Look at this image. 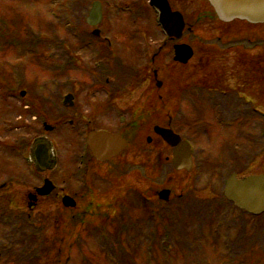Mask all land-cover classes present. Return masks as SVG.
Instances as JSON below:
<instances>
[{"label":"rangeland","instance_id":"374dc122","mask_svg":"<svg viewBox=\"0 0 264 264\" xmlns=\"http://www.w3.org/2000/svg\"><path fill=\"white\" fill-rule=\"evenodd\" d=\"M92 1L103 3L104 21H102L103 25L100 31L102 38L108 30V23L105 20L108 17L106 13L111 17L110 19L115 21L112 24V30L116 35L113 37L114 54L111 55L112 59L114 62L124 59L126 66L132 65L133 55L129 50L131 45L130 33L127 38H121L119 31L145 32L148 30L156 32L157 30L151 11L145 13V18H149L148 21H140L136 25L128 23L123 25V22H121L122 20H127L125 15H128V13L122 12L124 4L128 3L130 6H136L139 0H0V96L6 95V99L2 98V102H0V250L5 253L8 238L12 236L16 242L20 236V243L23 244L26 255L33 252V250H27L28 244H39L42 246V252L47 259L46 264H63V260L67 255L71 256L68 264L110 263L99 254L102 250L100 245L105 239L99 238L96 234H92L90 237L88 229L77 226L76 221L75 224L70 225L67 223V219H65L62 229H57L56 214L54 213L56 211L55 206L51 204L42 205L35 213H30L31 217L34 218L33 224L28 222L24 196L27 193V189L35 183V175L37 173L30 159L31 162L28 164L30 167H27L23 160V153L13 143L17 137L26 136V133H24L26 131L23 129L21 131L14 130L12 124L22 123L23 121L28 123L29 121L28 114L24 112L19 104V99L16 96L12 98L15 92L13 91V85L19 81L24 82L27 80L26 87L29 90L31 89L32 92L36 89L37 94L52 95L58 90V88L53 86L56 83L64 82L66 85L69 84L70 76L68 72L57 71V69H51L49 72L45 69L47 66L44 56L51 57V55H54V51L49 49L46 44L43 46L44 49L42 51L44 55L34 57L25 56L23 45L28 41L31 43L33 38L42 39L39 36H46L45 39L50 38L52 30H54L58 37L61 38L63 36L62 39L65 42V46H72V42L64 37L65 31H67V23L61 22L58 25V22L61 19L64 20V18L71 19L76 17L78 21H71L68 25L70 28L77 30L79 24L82 23V18L80 17L82 15L85 16V11L89 9ZM106 5L109 6L107 12ZM110 5H113L114 13L110 12ZM210 10L208 6L206 7L199 1L195 2L194 6L191 7L190 18L187 20L190 34L185 35L182 41L193 49V58L186 66L181 67L167 64L163 68V64H161L162 68L156 80V82L158 81L162 84V88L157 91L155 98L156 100L157 96H160V100L157 102L158 106H155L154 109V111H157V115H160L156 122L165 127L169 118L173 122L177 120V115L182 116V119L176 121L172 128L174 131L180 129L181 134L178 133L180 136L187 139L191 138L189 142L195 153V167L192 174L184 175V173H181L173 180V192L176 196H179L180 200L188 199V197L192 201L217 198L220 192L219 188H221L220 177H227L229 171L232 170L249 169L242 161H239V165H235L238 163L239 158L243 159L240 148H243L245 150L243 153L247 152V154L248 151L253 152L255 148L254 145L248 144L246 139L251 132L250 124H242L238 121L242 117L241 112L234 117L230 109H227L226 112L223 111L222 104L224 99L222 97L218 95L215 100L209 98L201 100L199 97H195L188 107V104L181 97L182 94L180 95L181 90L197 86L214 88L218 92H224L228 88H236L241 92L240 96L244 95L247 99L252 94V91H255L253 90L256 86L254 83L255 75L252 70H249V66L243 63L250 65V63L258 64L259 62H264V25L250 26L240 22L223 25L213 19L204 20L201 16H203L204 12H207L205 16H209L208 11ZM83 30L87 31L86 34L89 31L85 25L80 28V32ZM67 35L69 39L71 38L75 41L73 36ZM147 40L152 41L150 38ZM12 43L16 48H14ZM8 47H13L14 49H9ZM250 48L252 49L247 50ZM94 49L93 44H88L85 51L82 46V52H80L79 57L80 60H84L87 64L81 65L80 69L84 70L85 68L86 72L75 73L76 77L85 79V75L91 65H94L93 60H98L96 59L98 58V53L94 52ZM87 51H90L93 55L87 54ZM86 55L88 56L86 57ZM52 64H49L50 67ZM44 82L46 83L45 85H48L46 88H43ZM144 87L146 88L142 89L145 93L148 85ZM260 87L263 88L261 84ZM31 90L30 93L27 92L32 94ZM143 92L131 89L129 94L139 98V95H142ZM230 107L233 111L237 108L235 104H230ZM239 108L242 109V106L240 105ZM82 109L86 110L87 108ZM67 111H71V109ZM154 114L156 115V113ZM33 128H36V126H33ZM68 135L69 133L65 132L62 137L58 138V135L56 136L55 134L52 136V140L59 142L63 146L66 143H70L67 138ZM30 138L33 137L27 136L26 141ZM31 146L32 148L34 147L33 144ZM62 149L63 153L60 149L55 152L56 157L62 158L67 155V147L64 146ZM160 153L163 160L164 155L168 154V151L166 152L162 147ZM231 155H236L237 161L233 160L230 157ZM263 156L264 153L251 165V170L253 171L250 174L264 173ZM164 167L162 165L163 171L166 168ZM163 179L162 176L161 185L163 184ZM17 180H23L21 181L22 184ZM15 181L16 184L12 185L11 183ZM222 204L224 205V203ZM222 204L221 207L223 209ZM176 206V222H179L175 230L176 239L177 241L181 239L182 244L171 249V246L168 245L165 249L163 248V254L157 250L156 245L155 251L148 254L146 250L151 247V241L146 242L143 238L140 239L137 234L138 230H134L135 232L129 230L130 236L134 237L135 241L138 242L135 245L128 241V235H124L122 240L112 239L113 242L120 243L119 246L124 252L122 253L120 250L116 252L120 262L122 264H232L229 261L232 255L228 254L227 250L229 248L232 252L233 248L229 245V239L235 238L236 232L235 234L232 232L228 233V237L223 234L224 228L216 227V224L207 227L204 243L201 248L197 247L196 249L199 250L198 253L196 250L191 252L188 249V240L192 236L196 238L197 234L195 227H191L190 224H194L195 221L199 224L211 222L205 213L210 211V208H214L212 206H217V201H209L203 206L196 205L195 208L192 207L194 204H191V209L181 214L178 209L183 207V205L179 202ZM224 208L227 207L225 206ZM129 216L132 217V215ZM233 216L229 215L226 217L229 219L227 221H230ZM160 217L162 228L165 217L163 215ZM235 217L238 220L235 226L239 229L241 227V231H239L236 239L231 241L232 244H235L240 237L245 238L243 234L247 222V219L240 221L237 214H235ZM64 218H66V215ZM257 218L256 220L253 219L248 225L245 231L246 238L243 242H240L241 244L239 243L240 245L237 249L239 255L245 253V250L242 249L243 246L246 249L251 247L255 253H259V251L264 253V216ZM87 219L89 222L96 221L91 217ZM25 221H27V225ZM35 225L42 227V229H36L39 231L38 239L33 237L30 242H27L25 238H27L29 233L32 232L31 234L35 235L34 232H38L34 230ZM181 227L185 228V230L180 229ZM148 228L151 230L154 227L150 225ZM75 232L82 234H77L82 241L71 242L75 238ZM160 232L161 230L158 233L160 234ZM60 233H63L65 245L71 243L70 246L62 247L61 257H57L58 250L61 248L58 241L59 237H62ZM2 239L5 240L3 241ZM160 239L157 241L158 246L160 242L168 240H165V237L161 234ZM184 242L186 246H184ZM234 247L236 248V246ZM24 253L21 256L22 262L19 264H28L27 262L32 261L24 260ZM84 255L88 258H85L87 263L82 260V257H85ZM3 258L8 259V257L4 256ZM3 258L4 262L5 259ZM11 261L3 264H17L14 263L16 259L13 262Z\"/></svg>","mask_w":264,"mask_h":264},{"label":"flooded vegetation","instance_id":"af4514ba","mask_svg":"<svg viewBox=\"0 0 264 264\" xmlns=\"http://www.w3.org/2000/svg\"><path fill=\"white\" fill-rule=\"evenodd\" d=\"M198 1L206 7L209 6L206 0H167V3L172 11L182 15L186 24L190 18L191 7ZM148 2L149 0H139L136 6L125 3L126 11L130 7L136 13L132 17L126 14L127 20L121 21L123 25L148 21L149 18H145L146 14L143 13ZM113 10V5H110V12L114 13ZM206 13L201 16L204 20H218L210 11H208L209 16H205ZM110 18L108 16L109 24L105 36L109 47L112 46L111 39L114 34L111 23L115 22ZM119 34L121 38H127L129 35L121 30ZM148 38L152 41H148ZM129 39L131 41L129 50L133 55L134 64L126 66L124 59L114 62L109 55L110 48L99 46L93 50L98 53V63L91 65L87 72L88 77L81 79L75 76L68 85L59 84V91L63 94L58 91L57 95L22 97L25 101L30 98L24 106L25 113L29 114V121L28 123L24 121L23 125L15 124L17 127L14 125V130L26 129L24 132L26 136L14 138L13 143L23 153L27 167H30L28 164L32 161L37 173L35 183L27 189L24 196L27 220L30 223L34 221L30 213H35L42 205L51 204L56 207L54 213L57 229H62L67 219L70 225L75 224L76 221L77 226L88 229L90 237L96 234L99 238L108 241L122 240L124 235H128V230H140L150 225L154 227L151 230L159 232L161 215L165 217L163 225L173 229L176 225V204L189 203L190 197L180 201L179 196L173 192V180L176 177L173 170L170 169L168 174H164V184L161 185V165L162 163L170 165L172 150L164 144L156 129H170L172 124L169 118L167 125L161 126L156 122L160 115L154 111L160 100L159 95L155 100L156 93L162 88V84L158 86V81L156 82L159 71L167 64L177 65L170 61L173 59L174 47L181 41L165 39L160 32L148 30L130 33ZM76 60L75 58L74 66L78 67ZM58 61L63 62V57L58 55ZM62 66L68 65L64 63ZM71 70L79 74L86 72L85 68L81 71L80 68L69 69L68 72ZM249 70L255 75L256 86L253 89L255 91H252L248 99L246 96L238 99H244L246 104H251L249 112L255 121L250 125L254 129L253 139L256 140V124L260 123L257 120L260 119L261 122L264 120V62L250 63ZM58 71L62 70L59 68ZM260 84L263 88L258 86ZM145 85H148V88L144 93L142 88L145 89ZM131 89L139 90L143 94L137 98L129 94ZM186 91L180 92L184 100L188 97L184 95ZM236 93L240 94L236 88H228L220 95L230 101L235 98ZM66 95L73 96V103L67 108L61 103ZM68 109L71 111H67ZM47 128L49 131L46 130ZM261 128L263 131L261 137L264 138V123ZM65 132L69 133L67 138L70 143L61 146L59 142L52 140L53 135L56 134L60 138ZM90 132L115 135L126 142V147L116 157L108 161H98L91 155L87 143ZM27 136L33 138L26 141ZM251 145H254L253 141ZM36 146L41 152L48 154L45 170H40L34 162L33 151ZM64 146L67 147V155L62 158L56 157L55 152L60 149L63 153ZM162 147L166 152L168 151V154H163L165 156L163 160L160 153ZM255 162L256 159L252 164ZM252 164L248 165V170L243 168L236 170L234 172L236 178L241 180L246 174L251 173ZM45 180L52 184V191L46 196H38L37 189ZM17 181L21 183L23 180ZM11 184L15 185L16 181ZM162 189L170 192L165 202L160 199ZM207 200L196 199L194 203L204 205L209 203L210 199ZM192 202L190 200V203ZM89 217L96 221L89 222L87 219ZM77 233L75 232V235ZM61 234L62 237L60 236L58 241L60 245H64L63 233ZM238 241L240 243L241 238ZM237 259L242 258L239 255Z\"/></svg>","mask_w":264,"mask_h":264},{"label":"water","instance_id":"95a60500","mask_svg":"<svg viewBox=\"0 0 264 264\" xmlns=\"http://www.w3.org/2000/svg\"><path fill=\"white\" fill-rule=\"evenodd\" d=\"M220 20L230 22L234 19L246 20L250 23H264V0H208ZM151 5L159 12V23L162 30L168 37L179 38L183 29V24L178 15H171L165 4L161 0H151ZM101 22V7L99 3H94L86 19V24L96 27ZM94 35H98L97 32ZM192 56L191 50L186 46L176 48L175 60L185 64ZM162 139L170 146L174 147L172 164L175 170L191 171L190 147L186 142H181L179 138L169 131L161 130ZM117 141L106 133L90 134L89 146L92 155L105 161L116 156L125 143L118 149L113 147V142ZM117 149V150H116ZM35 159L39 166L45 167V155L41 154L39 148L35 151ZM49 190H39V194L45 195ZM168 192L161 193V199L166 200ZM224 197L233 205L251 215L264 213V176L247 178L243 181H236L235 176L230 177L225 186Z\"/></svg>","mask_w":264,"mask_h":264},{"label":"trees","instance_id":"16d2710c","mask_svg":"<svg viewBox=\"0 0 264 264\" xmlns=\"http://www.w3.org/2000/svg\"><path fill=\"white\" fill-rule=\"evenodd\" d=\"M31 240V239H30ZM42 246L39 244L36 245H28L27 250H33L32 253L30 254H25L26 256V260H32L31 262H27L28 264H46L47 263V259L45 257V255L42 252ZM257 258L255 259L256 262L255 264H264V253L259 252L257 253ZM21 259H16V263L19 264L21 263Z\"/></svg>","mask_w":264,"mask_h":264}]
</instances>
